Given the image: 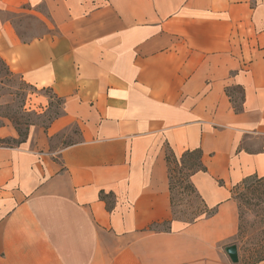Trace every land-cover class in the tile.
<instances>
[{
	"label": "crops",
	"instance_id": "crops-1",
	"mask_svg": "<svg viewBox=\"0 0 264 264\" xmlns=\"http://www.w3.org/2000/svg\"><path fill=\"white\" fill-rule=\"evenodd\" d=\"M25 6L55 33L17 35L1 13ZM0 57L63 100L45 130L0 145V264H232L230 189L264 175V0H0ZM195 148L206 170L190 181L216 211L187 223L165 154Z\"/></svg>",
	"mask_w": 264,
	"mask_h": 264
},
{
	"label": "rangeland",
	"instance_id": "rangeland-1",
	"mask_svg": "<svg viewBox=\"0 0 264 264\" xmlns=\"http://www.w3.org/2000/svg\"><path fill=\"white\" fill-rule=\"evenodd\" d=\"M1 17L10 21L14 32L24 40L44 37L55 33V29L49 23L44 6L34 8L25 6L24 9L19 11L2 12ZM0 59L2 58L0 57ZM4 62L12 71L13 69L10 68V64L6 60ZM5 70L0 61V110L3 113L19 111V105L24 101V107L35 113L32 112L28 115H22L19 112L16 116L22 122L20 127L24 128V124H30L29 130L33 133L37 130L44 129L46 125L49 126L48 120L54 111L57 110L56 99L53 98L51 101L53 105L50 108H48V104L43 107L42 103H45L44 97L46 96L44 90L27 83L14 70L12 71L14 74L11 76H8ZM9 123L13 126L11 122ZM76 133V128L71 125L67 130L51 137L50 145L56 148L61 143L65 144L74 141L76 139ZM166 152L169 153V150L167 149ZM173 165L174 163L172 162ZM177 169L178 167L175 168V172L173 173L172 214L174 218L186 222L196 216H206L203 212L206 207L201 201L202 198L198 196L192 187H186L188 184L187 181L179 183L177 180L179 176ZM236 197L238 198V195ZM236 201L238 202L239 200ZM239 205L242 211L241 224L243 227L241 235H236L235 244L240 258L254 245L256 238L260 237V228L263 225L257 223L259 219L257 216L259 207L257 205L246 203L243 200L239 201ZM167 227L168 225L159 226L160 229H166ZM232 264H240V261Z\"/></svg>",
	"mask_w": 264,
	"mask_h": 264
},
{
	"label": "trees",
	"instance_id": "trees-1",
	"mask_svg": "<svg viewBox=\"0 0 264 264\" xmlns=\"http://www.w3.org/2000/svg\"><path fill=\"white\" fill-rule=\"evenodd\" d=\"M2 62L3 68H5V72L8 76L13 75L14 73L9 69L7 64L0 59ZM45 92V95L48 98V108H50L53 103L51 102L53 98L56 99V106L57 110L54 111L53 115L49 118L48 124H50L54 119H56L58 116H60L63 113V100L54 95V93L49 88L43 89ZM19 112L23 114H30L35 113L34 111H30L27 108L24 107V101L21 102L19 105V111H13L11 113H3L0 110V127L5 125L7 122H11L13 124V127L16 130V137H8V138H0V145L2 146H8V147H15L18 146L20 143L24 142L28 136L29 132V126L30 124H24V128L20 127V124L22 123L19 118L16 116ZM48 125L44 126V129H46ZM201 150L199 148L195 149H188L185 150L178 158L174 156V154L169 151L166 152L165 158L168 165V180H169V191H170V202L171 206L173 207V188H174V172L175 168L178 167L177 172L179 173V176L177 180L179 183L183 181H187L186 187H192L195 192L197 193L196 189L194 188L192 182L190 181V177L193 173L197 171H205L206 167L202 163L201 160ZM172 162L174 165L172 166ZM231 197L236 200H243L246 203H253L254 205H257L259 207L258 212V224L263 225L261 229V235L260 237L256 238V242L253 246L247 251L246 254H244L242 257L239 258L240 264H264V175L258 176V175H249L244 177L240 182L233 185L230 189ZM198 194V193H197ZM238 195V198L236 197ZM111 193H104L103 191L99 192L100 199L104 200L106 203V207L108 210H111L113 205L111 201ZM198 196H200L198 194ZM203 202V200H201ZM239 201L237 203L238 207V217H239V224H238V232L237 235H241L242 233V224H241V217H242V211L239 205ZM205 205V210L203 211L206 216L212 215L216 211V207L209 208ZM202 216H196L192 219L187 220L186 222H194L197 219L201 218ZM170 223V220L163 221L162 223H151L148 226V230H156L159 228V226L162 225H168Z\"/></svg>",
	"mask_w": 264,
	"mask_h": 264
},
{
	"label": "water",
	"instance_id": "water-1",
	"mask_svg": "<svg viewBox=\"0 0 264 264\" xmlns=\"http://www.w3.org/2000/svg\"><path fill=\"white\" fill-rule=\"evenodd\" d=\"M226 253L232 263L239 261L238 250L236 244L232 243L226 247Z\"/></svg>",
	"mask_w": 264,
	"mask_h": 264
}]
</instances>
